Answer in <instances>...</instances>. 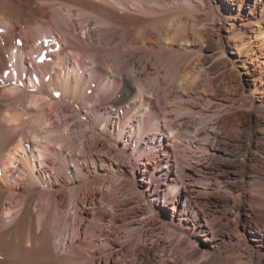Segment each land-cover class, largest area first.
I'll list each match as a JSON object with an SVG mask.
<instances>
[{"label": "bare ground", "instance_id": "1", "mask_svg": "<svg viewBox=\"0 0 264 264\" xmlns=\"http://www.w3.org/2000/svg\"><path fill=\"white\" fill-rule=\"evenodd\" d=\"M170 1L0 0V264H127L126 259L139 250L132 246L135 240L130 242L131 253L127 255L105 231L107 227L132 237L135 233L144 242L154 241L153 246L162 249V264L164 251L169 252L176 239L180 245L193 246L191 256L197 249L204 251L205 259L207 249L214 247L218 239L213 230L215 219L206 215L209 206L214 207L215 218L218 214L225 218L222 224L226 234L239 239L246 234L245 222L249 220L248 251L256 254L253 264H264V5L260 6L261 0H255L252 6L247 0H220L232 6V12L226 15L222 3L210 0L207 5L202 0L203 10L214 15L217 24L224 26L228 20L233 21L226 35L217 34L218 48L211 58L223 57L227 47L232 55L244 57L243 64L247 61L258 69V83L251 95L258 94L259 105L251 111L254 116L248 117L246 126H259L260 139L250 135L245 143L252 157L236 177L240 184L236 178L224 181L218 177L219 186L209 187L208 178L192 179L174 171V160L165 148L164 167L154 148L146 144L142 153L137 148L144 144L150 130L153 135L178 140L172 123L202 112L190 102L199 97V92L204 93L200 81L206 73V58L211 56L205 52L207 30L192 14L188 20L182 19L171 7L177 0ZM77 30L82 36L75 33ZM196 48L198 53L193 52ZM26 60L30 69H25ZM92 63L96 65L94 70ZM107 69L112 74L108 82ZM80 104L93 115L91 120L80 115ZM219 107L216 105V110ZM60 109L63 117L75 114L82 124L80 144L75 148L71 141L73 128L69 127L72 118L62 120ZM222 111L225 109L215 113ZM51 114L58 124L52 122ZM221 125L217 120L210 144L197 148L206 154L211 150L208 154L213 157L214 151L220 150ZM160 127L169 130L170 135ZM234 127L237 132L246 130ZM121 142L124 148L120 151ZM132 143L135 164L131 172L125 171L126 188L132 195L145 197L146 203L142 209L119 213L125 203L114 195L116 178H95L99 169L114 170L106 167L99 152L105 149L108 158L122 162L125 148ZM172 147L176 158L180 146ZM55 160L61 161L57 173L64 176V185L72 178L79 182L67 198L57 197L61 200L57 201L55 193L41 191L17 206L11 195L5 198L20 181L35 192L37 185L45 182L42 175L46 168ZM136 165L143 168L139 181L146 184L145 193L139 191L138 181L134 180ZM90 168L94 178L88 177ZM158 177L159 181L154 182ZM88 204L90 212L97 215L96 221L86 226L92 227L89 231L93 236L100 233L102 246L90 238L76 240L86 219L83 208ZM103 206L115 215L107 214ZM230 209L241 219L242 233L238 236L231 232L234 224L225 216ZM105 219L108 226H101ZM258 224L261 227L255 230L252 226Z\"/></svg>", "mask_w": 264, "mask_h": 264}, {"label": "rangeland", "instance_id": "2", "mask_svg": "<svg viewBox=\"0 0 264 264\" xmlns=\"http://www.w3.org/2000/svg\"><path fill=\"white\" fill-rule=\"evenodd\" d=\"M169 2L170 0H166ZM174 2V0H171L170 2ZM205 3L208 5L210 0H204ZM250 6H252L255 2V0H247ZM214 2L222 3L220 0H214ZM213 3V0L212 2ZM175 4V5H174ZM171 7L173 8V11L178 12V14L181 15L182 19H189V15L192 14L194 17L198 19V21L201 22L203 27L207 30V33L205 36L207 37V41L205 43V52L208 54H211V56L206 58L205 61V68L206 73L204 74V77L201 79V89H203V94L199 92V97L196 96L193 101H191L190 105L193 107H196L197 109H202V112L199 114H196L194 116H183L179 120H175L173 124L174 133L179 138L178 140H169L167 138H162V136L153 135V130H150L148 132V137L144 139V144H141L137 146L139 151L142 153L144 151V147L146 144H148L150 147L154 148V150L157 153L158 159H161L159 161V164L161 167L165 166V161L163 160L162 156V149L165 148L169 155L170 159L174 160L172 169L174 171H177L179 174H187L188 177H191L192 179H209V187H215L219 186L217 183V178H221L224 181H228V177L231 180H235V178L238 175L242 174V166L247 167V163L252 157L251 153L249 151L245 150V143L247 142L250 135H256V138L259 140V126L258 129H255L253 127H247L246 123L248 121L249 116H254L253 110L254 107L259 105V99L258 94L253 93L252 89L254 87L255 83H258L256 76L258 69H254L249 62L244 61V64L242 63L244 60V57H237L235 55H232L230 53L231 49L225 47V55L223 57L219 58H211L218 48L217 43V34L220 35H226L229 31L230 23H233V21L228 20L224 23V26L220 24H217L216 18L214 15L206 14L203 10L204 7L202 5V0H177L176 3H174ZM177 4V5H176ZM260 6L264 5V2L261 0L259 1ZM222 11L226 13V15H229L230 12H232L229 8L232 6H228L226 3H222ZM174 6V7H173ZM242 8V7H241ZM234 11L236 12L237 7H233ZM198 10V11H197ZM172 9H168V12L170 13ZM172 11V12H173ZM188 11V12H186ZM242 12H247L246 9H242ZM234 12V13H235ZM259 12V9L257 10ZM140 15V14H139ZM154 15V14H153ZM157 16H160L158 14H155L154 17L157 18ZM161 17V16H160ZM212 21V22H211ZM239 23V22H237ZM236 23V25H237ZM76 34L81 35L80 30H77L75 32ZM98 33L97 35H99ZM91 41V39H90ZM253 41V38L251 39ZM256 52V50H254ZM193 52L198 53V48L193 49ZM94 55L92 54V57ZM232 58V60L227 62L226 58ZM238 59L237 61H235ZM84 59L80 61L81 65L84 64ZM234 64V67L232 68V63ZM87 63V62H86ZM31 65L26 60L25 69H30ZM96 68V65L92 63L91 70H94ZM108 78L107 82L111 79V72L109 69H107ZM130 75H132L133 71L129 70L128 72ZM111 74V75H110ZM97 85V84H95ZM232 104H234L232 106ZM220 106L218 110L225 109V111H222L218 114L215 113L216 110L215 106ZM80 115L81 116H88L87 120H91L93 115H89L87 113V108L85 106H81L80 104ZM62 112V113H61ZM49 112H47L48 114ZM59 113L61 115V119L64 120L66 117L72 118L71 124H69V127L72 129V136L71 141L74 144V148L77 147L80 144V139L82 137V134L80 133V121L77 120L75 117V114H71L70 116L63 117V111L62 109L59 110ZM53 117V114L50 115ZM222 122V125L220 126V138L218 140L219 143V149L214 151L213 157L209 155L212 151L210 150L207 154L203 151H201V148H197V145L201 146H208L210 144L212 133H213V125L216 123L217 120ZM55 121V122H54ZM52 122L55 124H58L55 117H53ZM60 124V123H59ZM234 125L242 126L243 128H246V130H242L241 132H237L235 130ZM97 128V127H96ZM101 129V127L99 128ZM162 132H164L165 135H170L169 130H166L165 127H160ZM202 131V132H201ZM167 132V133H165ZM210 139V140H209ZM29 141V140H27ZM90 141V140H89ZM152 141V143H151ZM150 142V143H149ZM162 145V146H160ZM173 145L180 146L178 148L177 155V161L175 163L174 158V152H173ZM31 148V144L28 143V148ZM134 147V143L130 144L125 148L126 154H123L122 157L125 158V161H116L113 159V157H107L108 155H105V149H101L99 152V155L104 159V163L106 167L112 166L114 170L110 171V169L103 168L99 169L98 175L95 177V172L92 168H90V172H88L89 178H99L105 180L109 179H115L116 182L114 183V186L116 187V190L114 191V195L119 198V200H123L125 204L122 205L120 212H133L134 210H137L139 208H143L144 204L146 203V199L140 198L139 196L135 194H130L126 188V172H131V167L135 164V158L132 157V148ZM119 150H123L124 145L123 143H118ZM33 149V148H32ZM65 153L66 150L64 151ZM78 155L79 153H73ZM173 155V156H172ZM212 157V158H211ZM211 158V159H210ZM179 163V165H178ZM61 161L55 160L51 162L50 168H46V174L42 175V181H45L43 184H38L36 187L35 192L30 191L29 187L30 185L27 183H21V181L15 185L14 190H12V193L9 195H6L5 198H10L13 201V204L15 206L19 205L20 202H23L29 195L35 193L36 195L40 194L41 191H50L53 192L54 197H59L61 200L62 197L68 196L69 190L72 189L75 186H79V182H77L74 178L64 185L63 181V175H59L57 173V167H60ZM78 165L81 166L83 169H85L84 165L81 164V162H78ZM70 171H74L73 164L70 163ZM207 166V167H206ZM53 168H55L53 170ZM143 168L139 165H136L134 169V180L138 181L139 185V191L142 193H145V189L147 188L146 184L139 181L142 176V170ZM124 170V171H123ZM151 170V169H150ZM85 172V170H84ZM162 172L163 171L162 169ZM72 176V174H70ZM62 176V177H61ZM70 176V177H71ZM14 177V180L18 181L16 176L12 174V178ZM114 177V178H111ZM147 177H149V174H147ZM16 178V179H15ZM234 178V179H233ZM118 179V180H117ZM87 180V179H86ZM237 184H240V180L236 178ZM121 181V182H120ZM159 177L156 178L154 182H158ZM155 184V183H154ZM151 185V190L154 189L155 185ZM196 184V183H194ZM19 185V186H18ZM29 190V191H28ZM107 193H112L110 191H107V189H103ZM8 193V191L6 192ZM63 195H62V194ZM13 194V196H12ZM25 198V199H24ZM59 198H57V201H61ZM129 200V202H128ZM127 201V202H125ZM6 202V199L4 200ZM67 202V201H65ZM64 202V204H65ZM59 204V202H57ZM130 203V204H127ZM154 205L156 207H159V203ZM67 206V203L66 205ZM90 205H86L83 208V212L86 216V219L84 220V223L82 227L79 230V235L76 237L77 239H84V238H90L91 240H94L97 245H101L104 242L103 237H101L98 233L96 236H93V233L88 229L86 225L88 223H92L93 220L96 221V212H90V209H88ZM71 208L70 207H67ZM104 211H106L107 214L114 216L115 213L112 212L110 209L103 206ZM89 210V211H88ZM230 209L229 212L225 214L226 217H229L232 222V231L236 232L235 235L238 236L239 233H242V229L240 226L241 219L239 217H236V214L231 212ZM71 214L73 211H70ZM206 215L207 217H213L215 220H213V230L216 233V237L218 238L215 241V246L210 247L207 249L209 252V255L204 259L203 254L204 251L201 249H197L193 255H190V252L193 250V246H190L188 244H182L178 242V240H174L173 243H171V247L169 248V252L166 250L164 251V264H253L252 260L256 257L255 253L250 254L248 251V246L250 244L249 238V230H250V222L249 220H246V234L242 238L234 237V235L226 234L223 224L225 222L224 217L215 218L214 215V207L209 206L206 209ZM169 216V212H168ZM217 216V214L215 215ZM156 217L159 219L161 216L156 215ZM192 219L193 216H191ZM157 219V220H158ZM221 222H220V221ZM108 219H105L100 223L102 226H108ZM155 223H158V221H154ZM105 224V225H104ZM235 224L237 226L235 227ZM149 227V226H148ZM146 227V228H148ZM255 230H257L259 227H261L259 224L257 226H252ZM106 228V227H105ZM104 228V229H105ZM192 229V223L188 226V231L191 232ZM108 229V227L105 229L106 232H109L110 237L116 240V243L120 245L123 250L127 253V255H130V242L134 239V243L132 246L133 248L139 249L136 255L131 256L130 258L126 259L127 264H130L131 261H134V264H162L163 260L161 259V253L162 250L160 247H154L152 240L146 239L144 242L142 238L139 239V237L136 236H129L125 231L117 230L116 228H113L111 231ZM132 234V232H130ZM75 240V241H76ZM149 246H148V245ZM77 242L75 244V249H77ZM151 245V246H150ZM188 246V247H187ZM77 247V248H76ZM144 247V248H143ZM147 247V248H146ZM146 248V249H145ZM172 248V249H171ZM190 256L189 260L188 259ZM133 257V258H132ZM172 257V258H171ZM171 258V259H170ZM135 259V260H134ZM173 259L176 260L175 263H173ZM172 260V261H171ZM179 262V263H178ZM90 264H97L93 261V263ZM103 264V263H102ZM112 264V263H110Z\"/></svg>", "mask_w": 264, "mask_h": 264}, {"label": "snow or ice", "instance_id": "3", "mask_svg": "<svg viewBox=\"0 0 264 264\" xmlns=\"http://www.w3.org/2000/svg\"><path fill=\"white\" fill-rule=\"evenodd\" d=\"M42 62V61H41Z\"/></svg>", "mask_w": 264, "mask_h": 264}]
</instances>
